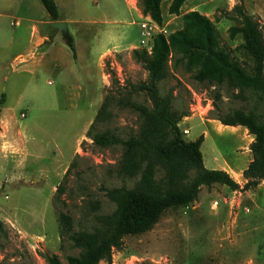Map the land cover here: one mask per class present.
Instances as JSON below:
<instances>
[{
    "label": "rangeland",
    "instance_id": "1",
    "mask_svg": "<svg viewBox=\"0 0 264 264\" xmlns=\"http://www.w3.org/2000/svg\"><path fill=\"white\" fill-rule=\"evenodd\" d=\"M126 1L129 6L124 0H57L68 20L79 23L90 15L111 22L105 27L112 38L102 33L104 26L97 25L94 35L70 25L74 59L67 36L46 24L49 15L40 0H26L25 8L13 10L0 0V264H49V257L68 264L81 252L71 235L94 231L100 217L115 211L107 190L133 188L139 181L140 176L118 175L121 146L101 148L87 135L104 103L94 134L108 131L125 140L143 126L129 103L151 108L147 96L134 91L148 73L133 51L151 52L156 35L183 30L184 15L198 11L211 20L231 60L253 74L255 60L243 36L232 38L229 30L239 26L233 12L238 5L261 22L264 34V0H187L179 15L169 14L172 0H164L163 24L152 36L141 28L149 20L139 0ZM18 20V26L11 25ZM32 25L51 37L38 50L30 43ZM33 51L29 64L16 59L19 54L30 59ZM169 68L158 89L162 97L171 96L174 111L188 112L178 124L184 139L203 135L205 167L225 170L244 186L254 138L245 127H224L219 119L242 110L264 124V94L199 84L183 64L174 67L170 61ZM11 115L23 133V152L3 146ZM61 214L72 219V231L63 229ZM111 264H264V181L249 191L203 187L194 203L168 209L151 231L125 237Z\"/></svg>",
    "mask_w": 264,
    "mask_h": 264
},
{
    "label": "trees",
    "instance_id": "2",
    "mask_svg": "<svg viewBox=\"0 0 264 264\" xmlns=\"http://www.w3.org/2000/svg\"><path fill=\"white\" fill-rule=\"evenodd\" d=\"M40 1L53 22L60 20L55 0ZM163 1L139 0L142 14L162 25ZM186 1L172 0L169 14L179 15ZM233 12L239 26L231 27L229 33L232 38L238 34L243 36L245 48L255 60L252 75L231 60L229 51L215 34L211 20L198 11L184 15L183 30L168 36L156 35L150 53L133 51L134 60L148 73L147 81L134 91L146 95L151 108L129 103V107L143 118V126L137 136L125 140L108 131L94 134L95 123L103 117L106 108L104 103L87 135L101 148L121 146L118 175L140 176V179L133 188L107 190L106 195L115 204V211L100 217L94 231L71 235V241L81 252L70 257L68 264H111L114 252L122 250L125 237L151 231L168 209L194 203L203 187L219 184L232 191H249L264 181V124L258 123L255 114L238 110L219 119L224 127H245L254 138L249 147L252 160L243 171L246 182L241 186L225 170L205 167L201 151L204 136L196 141L184 139L178 124L188 112L174 111L171 96L162 97L158 89V84L168 78L172 61L174 67L183 64L193 72V79L199 84H226L231 89L241 91L246 88L264 94L262 24L255 16L245 13L242 6H235ZM70 47L77 59L74 46ZM159 173L161 177H158ZM60 221L64 230L72 231L73 223L68 215L61 214ZM48 262L63 264L56 257H49Z\"/></svg>",
    "mask_w": 264,
    "mask_h": 264
},
{
    "label": "crops",
    "instance_id": "3",
    "mask_svg": "<svg viewBox=\"0 0 264 264\" xmlns=\"http://www.w3.org/2000/svg\"><path fill=\"white\" fill-rule=\"evenodd\" d=\"M4 1H5V4H6V8L9 9V10L22 9V8H25L26 7V0H4ZM124 1L128 5L127 1L126 0H124ZM55 2L57 4V0H55ZM187 9L188 10L189 9H192V7L187 8ZM192 10H194V9H192ZM138 11H140V10L138 9ZM58 21L64 22L68 26V35H67V38H64V39H66V42L65 43L67 45H69V46H72L73 45L72 43L75 42V39H74L72 33L70 32V25H74V26L82 25L81 29H83L84 31H87V32H93V31H95V34L94 35H97L96 34L97 33V29L94 30V28L97 25L98 26L100 25L101 27L104 26V28L102 30V33L105 36L111 37L110 29L108 27H105L106 25H109V24L111 25V22H109V23H103L102 21L100 22L96 18H92L90 15L87 16L86 18H84L82 21H79V23H77L75 20H68V19H66L64 17H61V14H60V20H58ZM52 22L53 21L49 17L47 19L46 24L49 23L50 24V27H51V23ZM19 24H20V21L18 20L16 22L12 23L11 25L16 27ZM31 27H32L31 28L32 31H31V40H30V43L33 45V47L36 48V50L41 49L43 46L47 45L50 42V38H51L50 36H47L46 34L42 33V31H40L37 26L32 25ZM52 29H54V28H52ZM54 30H56V29H54ZM60 33H63V32L60 31ZM13 39L14 38L12 37V42L14 43V40ZM109 52L110 51L106 52L102 56L101 61L103 60L104 57H106L108 55ZM31 56H30V59H27L26 60V57H29V56H23V55L19 54L16 57V59L18 61H21L22 64H29V61L32 60V58L34 57V51L31 53ZM5 101H6V98H5ZM17 122L18 121L15 119L14 115H11V126H12L11 133L8 136L9 139L7 141H4L3 146L9 147L12 150L14 149V151L15 150H19V151H22L23 152L24 151L25 141H24V137H23L22 131H20L19 128L17 127ZM203 160H204V156H203Z\"/></svg>",
    "mask_w": 264,
    "mask_h": 264
},
{
    "label": "built area",
    "instance_id": "4",
    "mask_svg": "<svg viewBox=\"0 0 264 264\" xmlns=\"http://www.w3.org/2000/svg\"><path fill=\"white\" fill-rule=\"evenodd\" d=\"M146 20H149V22L148 23H143L141 28L145 30V35L146 36H152V33L154 32L153 29L154 30H158L159 29V25L156 22H154L151 19V17H149V16H146ZM150 23H153L154 26H151ZM160 34H164V33H160ZM151 50H152V46L150 47V51ZM25 117L26 116L23 113L20 115V118H22V119H24ZM184 133L188 134L189 131L188 130H184ZM217 205H218V202H214V207L217 206ZM246 211L250 212L248 208L246 209Z\"/></svg>",
    "mask_w": 264,
    "mask_h": 264
},
{
    "label": "water",
    "instance_id": "5",
    "mask_svg": "<svg viewBox=\"0 0 264 264\" xmlns=\"http://www.w3.org/2000/svg\"><path fill=\"white\" fill-rule=\"evenodd\" d=\"M51 27L56 29V30L62 31L63 34H65L66 36L68 35V26L64 22H61V21L52 22Z\"/></svg>",
    "mask_w": 264,
    "mask_h": 264
}]
</instances>
